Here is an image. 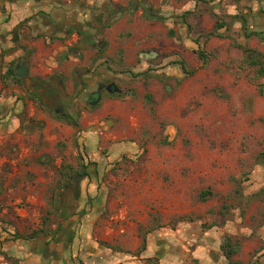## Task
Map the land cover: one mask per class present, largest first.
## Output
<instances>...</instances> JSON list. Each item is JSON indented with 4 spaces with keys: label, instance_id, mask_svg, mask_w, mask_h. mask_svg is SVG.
<instances>
[{
    "label": "rangeland",
    "instance_id": "obj_1",
    "mask_svg": "<svg viewBox=\"0 0 264 264\" xmlns=\"http://www.w3.org/2000/svg\"><path fill=\"white\" fill-rule=\"evenodd\" d=\"M146 1L139 17L134 0H120L128 12L111 24L106 58L123 73L119 92L91 103L78 76L92 62L62 61L60 90L76 102L31 87L20 128H0L4 223L21 238L57 236L69 222L76 230L73 215L89 216L83 235L103 263L228 264L231 236L235 264H264V41L225 13L200 12L201 1ZM220 19L229 28L208 36ZM65 185L79 201L73 213Z\"/></svg>",
    "mask_w": 264,
    "mask_h": 264
},
{
    "label": "crops",
    "instance_id": "obj_2",
    "mask_svg": "<svg viewBox=\"0 0 264 264\" xmlns=\"http://www.w3.org/2000/svg\"><path fill=\"white\" fill-rule=\"evenodd\" d=\"M200 1L207 7L200 12L209 13L211 9L216 16L221 15V12L225 13L236 20L232 26L234 30L242 28L249 30V33L255 32L257 35L251 37L264 41V0H190L189 6L198 8ZM87 3L88 8H84L75 0H41L38 3L35 0H0V128L5 126V122H9L8 134L19 129L20 121L15 114L3 117L9 108L19 106L16 102L18 95L25 93L21 87L22 82L19 83L9 76L11 68L15 71L19 62L27 65L29 77L26 82L44 92L48 101L62 102L61 97H64V101L76 102V99L65 96L60 90L63 85L60 74L65 71L62 61L67 60L74 65H86L85 62L94 60L97 63L103 61L94 47L84 48V37L95 29L104 27L102 22L112 24L115 19L111 17L106 3L103 4L101 0L95 3L94 8H90L92 0H87ZM240 11H244V15ZM228 28L229 25L226 24L219 32ZM80 30L83 31L82 36ZM113 31L112 25L109 29L104 28L95 35L96 42L103 45ZM70 72L71 70L69 74ZM79 77L80 93L92 92L102 83L100 76L93 73L90 67ZM52 79L54 81L50 82ZM54 87H59L56 90L58 97L51 94ZM59 108L64 109V106L61 104ZM82 182L79 186L80 193L85 188V180ZM70 193L67 187L64 205L73 213L79 201L74 200ZM6 212V209L0 212V264H110V260L104 263L101 261L106 254L99 248L98 243L91 242L90 237L83 235L89 216L80 219L79 214L73 215L71 221L76 222V230L69 222L57 236L46 234L16 238L7 223H4ZM17 212L21 214L22 211L17 209ZM131 264H137V261Z\"/></svg>",
    "mask_w": 264,
    "mask_h": 264
},
{
    "label": "flooded vegetation",
    "instance_id": "obj_3",
    "mask_svg": "<svg viewBox=\"0 0 264 264\" xmlns=\"http://www.w3.org/2000/svg\"><path fill=\"white\" fill-rule=\"evenodd\" d=\"M38 1L40 2L41 0H35L36 3H38ZM101 1L103 2V4L106 3L108 8L110 9L111 17L114 19L117 18L118 15L125 14L128 12L126 10V6L121 4L120 1H115V0H101ZM75 2L78 3L80 5V7L88 8V6H89L87 3V0H77V1L75 0ZM95 3H98V0H92V3L90 4V8H94L96 6ZM132 6L136 8L135 12L139 13V17L142 16L143 14H145V12L148 10V8H147L148 2L146 0H134V4ZM141 7H142V9H140ZM131 10L133 11V9H131ZM102 24H104V27H101L99 29L97 28L94 30L93 33H90V35H86L84 37V41H83L84 42L83 46L89 47V48L94 47V49H96L95 51L97 52L96 54L99 57H102L104 60V63L101 66L96 62V60H94V62H92V66H90V68L93 69V73L96 72L97 75L100 76L101 80H102V78L107 79L105 83L102 80V83H100L94 89V91L89 92V98L88 99L90 100L91 103H95L97 100H99L102 97L103 93H105V92L111 93V92H109L110 90H113V91L117 90V92H119L120 89L118 88L117 84L115 83V79L118 78L119 76L123 75V73L121 71H116V70L112 73L111 69L109 68L111 66L108 63V59L106 58L107 50H108L107 45H108L109 41L104 40L105 43L103 45L96 42L95 35L98 32H101L104 28L109 29L111 27V24H109V22H107V21L102 22ZM79 33L80 34L82 33L81 36L83 35V31L80 30ZM102 33H104V32H102ZM104 45H106V46L104 47ZM64 62H67V60ZM16 78H18V77L16 76ZM18 79H19V83L22 82L21 87L23 88V91H25V93L22 96L18 95L16 102L19 103V106L16 107V105H15L14 107L9 108L8 112L6 113V116H4L3 118H6L7 115H14L15 114L16 116H18V119L20 121V126H21V119H22L21 117H22V114L24 113V111L26 109V104H27V99H24V96L26 94H29V95L31 94V86L28 85L25 78L24 79L18 78ZM78 80H80L79 76H78ZM75 86H76V83L72 84V87H75ZM59 111H60V109H59ZM4 112H6V108H5ZM5 123L7 124L8 122H5ZM83 180H84V177L80 180V182H82Z\"/></svg>",
    "mask_w": 264,
    "mask_h": 264
},
{
    "label": "trees",
    "instance_id": "obj_4",
    "mask_svg": "<svg viewBox=\"0 0 264 264\" xmlns=\"http://www.w3.org/2000/svg\"><path fill=\"white\" fill-rule=\"evenodd\" d=\"M162 19V18H161ZM226 23L224 22V20L220 19L216 21L215 27L214 29L208 34V36H214V37H222L221 34L219 33V30L223 29L225 27ZM253 35H257V33L255 32H251L249 34L246 35L247 38L253 36ZM236 48H238L239 50H241L242 52L244 51H248V48H243L241 45H234ZM202 57H204L203 55H201ZM9 76H11L12 78H14L16 81H19L18 78H16V74L13 68L10 69V71L8 72ZM259 74L260 76L264 77V68H261L259 70ZM261 92H263L262 90H260ZM148 98H150V96L148 95ZM77 115H79V113H77ZM60 119L68 122L69 124H71L73 127L75 128H79L80 124L79 121L75 118H73L72 116L68 115V114H64L63 116L59 117ZM83 174L85 176H87L88 174L86 173V171H83ZM82 174H80V172L76 171L75 173L71 174V176H69V178L73 179L76 178L77 176H81ZM66 186V185H65ZM68 186V184H67ZM66 186V187H67ZM211 195V192L209 190L203 191L200 195L202 200H205L207 198V196ZM34 234H39V232L34 231ZM16 238H18L19 236H16L15 234H13ZM36 236V235H35ZM33 236H27V238H32ZM227 242L221 246V250L223 252L224 257L228 260V264H235L232 260V257L235 256L238 251H239V247L240 245L238 243H234L232 241V237L228 236L226 237ZM146 239H143V244L141 247V251H146ZM81 264H83V262H81Z\"/></svg>",
    "mask_w": 264,
    "mask_h": 264
},
{
    "label": "water",
    "instance_id": "obj_5",
    "mask_svg": "<svg viewBox=\"0 0 264 264\" xmlns=\"http://www.w3.org/2000/svg\"><path fill=\"white\" fill-rule=\"evenodd\" d=\"M16 76L20 79H27L29 77V69L28 66L23 64L22 62H19L18 65L15 68ZM113 90H110L109 92L112 93ZM113 92H117V90H114Z\"/></svg>",
    "mask_w": 264,
    "mask_h": 264
}]
</instances>
